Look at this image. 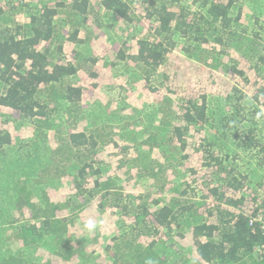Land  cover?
I'll use <instances>...</instances> for the list:
<instances>
[{"label":"trees","instance_id":"obj_1","mask_svg":"<svg viewBox=\"0 0 264 264\" xmlns=\"http://www.w3.org/2000/svg\"><path fill=\"white\" fill-rule=\"evenodd\" d=\"M257 4L0 0V264H264Z\"/></svg>","mask_w":264,"mask_h":264},{"label":"rangeland","instance_id":"obj_2","mask_svg":"<svg viewBox=\"0 0 264 264\" xmlns=\"http://www.w3.org/2000/svg\"><path fill=\"white\" fill-rule=\"evenodd\" d=\"M258 1V7L256 9V12L253 10L252 6H248V11L246 12V15L248 17H251L253 14H255V16L261 21V29L264 30V0H257ZM259 12H262L259 14ZM251 14V15H250ZM263 39H264V34H263ZM112 38H114V34L112 35ZM85 50V49H84ZM120 72H122L123 74L126 75V71H125V67L122 65L120 68ZM242 103H245V100H243ZM244 106H246L247 108H252L251 103L246 101V104H244ZM154 107H147V111L150 112L151 110H153ZM248 110V109H247ZM242 120L243 118H245V116H241ZM240 117L236 118V120L234 121V124H230L228 125V121H226L225 123L223 122V125H225L227 132H232L231 129L235 127V124L237 122V120H239ZM256 128L254 129V134L256 136V138L260 139V140H264V117H260L259 119H257L256 121ZM222 125V126H223ZM221 126V129H222ZM210 141H214V136L213 135H209ZM231 144V145H229ZM227 145H224V150L227 151L229 150L231 153V159L233 162L237 163L238 167L240 168V170H250V169H256L257 171L254 174V176H258V174H260V172L262 171L259 167H258V161H259V157L260 155L256 153V150L254 149H245L239 145L233 144V143H229ZM29 161V158L27 159ZM22 175L25 176V174L30 175L31 173H33V167H31L29 170H25V171H21ZM264 172V169H263ZM262 172V175H263ZM262 177V176H261ZM0 193H1V187H0ZM3 197V198H2ZM6 198H8V194L7 195H3L0 194V208L1 211L3 209L6 208V203H4L6 201ZM8 200V199H7ZM4 215V213H2ZM3 220V221H2ZM10 220L6 218H2L0 215V246L2 245V234L4 232V227H6L7 222ZM7 221V222H6ZM167 252H169V250H167Z\"/></svg>","mask_w":264,"mask_h":264},{"label":"clouds","instance_id":"obj_3","mask_svg":"<svg viewBox=\"0 0 264 264\" xmlns=\"http://www.w3.org/2000/svg\"><path fill=\"white\" fill-rule=\"evenodd\" d=\"M258 118L264 113H258ZM80 223L82 225V231L88 235H94L98 231H101L106 226V221L103 217H97L91 214H83L81 215ZM147 264H154V262L149 259Z\"/></svg>","mask_w":264,"mask_h":264},{"label":"built area","instance_id":"obj_4","mask_svg":"<svg viewBox=\"0 0 264 264\" xmlns=\"http://www.w3.org/2000/svg\"><path fill=\"white\" fill-rule=\"evenodd\" d=\"M251 225H257L261 228L264 236V211L252 213L249 218ZM256 250L264 255V240L257 246Z\"/></svg>","mask_w":264,"mask_h":264},{"label":"crops","instance_id":"obj_5","mask_svg":"<svg viewBox=\"0 0 264 264\" xmlns=\"http://www.w3.org/2000/svg\"><path fill=\"white\" fill-rule=\"evenodd\" d=\"M84 51H86V48H85V50ZM263 117H264V115H263Z\"/></svg>","mask_w":264,"mask_h":264}]
</instances>
